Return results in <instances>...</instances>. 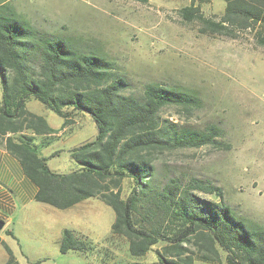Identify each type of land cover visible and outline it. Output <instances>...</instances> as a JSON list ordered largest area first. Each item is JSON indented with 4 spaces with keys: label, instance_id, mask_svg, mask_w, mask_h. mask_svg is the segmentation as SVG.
I'll use <instances>...</instances> for the list:
<instances>
[{
    "label": "trees",
    "instance_id": "obj_1",
    "mask_svg": "<svg viewBox=\"0 0 264 264\" xmlns=\"http://www.w3.org/2000/svg\"><path fill=\"white\" fill-rule=\"evenodd\" d=\"M210 1L189 0L180 9L182 18L199 19L220 34L252 31L264 46V0H222L218 20L200 12ZM113 68L102 54L36 27L0 0V142L36 185L35 200L58 209L92 197L102 200L114 212L111 232L127 239L130 255L143 256L163 243L155 249L154 264H215L222 254L225 264H264V226L237 217L219 186L197 178L156 180V153L219 143L216 125L199 129L160 114L167 105L195 109L198 95L159 83L147 84L141 96L127 94V82ZM31 97L57 114L62 128L71 123V109L90 114L96 123L95 138L70 150L76 167L69 172L52 170L38 153L58 130L27 108ZM37 136H42L38 143ZM125 178L132 188L123 196ZM0 243L7 253L4 264H19L10 247ZM88 244L85 235L64 228L58 248L85 253Z\"/></svg>",
    "mask_w": 264,
    "mask_h": 264
},
{
    "label": "rangeland",
    "instance_id": "obj_2",
    "mask_svg": "<svg viewBox=\"0 0 264 264\" xmlns=\"http://www.w3.org/2000/svg\"><path fill=\"white\" fill-rule=\"evenodd\" d=\"M3 1L36 27L105 56L116 75L127 82V94L141 96L150 83L195 92L200 99L197 108L188 111L167 105L160 114L199 129L216 125L219 143L156 153L157 182L169 178L209 181L222 189L237 217L264 226V46L257 44L254 32L220 34L211 32L199 19L186 21L180 9L189 0ZM224 6L222 0H211L200 6V12L204 18L218 20ZM1 94L0 83V104ZM27 106L50 125H61L62 119L36 99L31 97ZM69 112L71 123L38 148L41 156L48 157V166L62 173L76 167L70 150L97 134L90 114ZM131 188V180L125 178L122 195ZM200 195L217 200L214 195ZM53 210L42 213L33 208L28 220L15 223L10 243L19 264L157 261L155 249L163 243L143 256L130 255L127 239L111 232L112 208L98 198H88L72 210ZM58 226L85 235L90 242L86 252L61 253L55 242ZM224 256L215 264H225Z\"/></svg>",
    "mask_w": 264,
    "mask_h": 264
},
{
    "label": "crops",
    "instance_id": "obj_3",
    "mask_svg": "<svg viewBox=\"0 0 264 264\" xmlns=\"http://www.w3.org/2000/svg\"><path fill=\"white\" fill-rule=\"evenodd\" d=\"M28 102L29 100L27 101L26 106ZM50 126L57 130L61 127V125ZM58 132L53 135H59L60 131ZM41 138L42 136H37L36 142L38 143ZM43 157L48 158L47 156ZM36 191V185L25 175L18 157L7 150L4 142H0V219L4 221V227L0 231V239L3 240L12 251L13 247L11 246L10 239L14 236V225L16 222L28 220V218L32 215L31 210L33 208L40 210L42 213L55 211L53 210L55 207L52 209L50 208L51 205L35 200L34 197ZM74 206L60 210H72ZM63 229L64 227L58 226L54 231L56 236L55 242H57L58 246ZM8 230L13 233V236L6 234V231ZM6 259V250L0 243V263H5Z\"/></svg>",
    "mask_w": 264,
    "mask_h": 264
},
{
    "label": "water",
    "instance_id": "obj_4",
    "mask_svg": "<svg viewBox=\"0 0 264 264\" xmlns=\"http://www.w3.org/2000/svg\"><path fill=\"white\" fill-rule=\"evenodd\" d=\"M3 227H4V221L0 219V231L3 229Z\"/></svg>",
    "mask_w": 264,
    "mask_h": 264
}]
</instances>
